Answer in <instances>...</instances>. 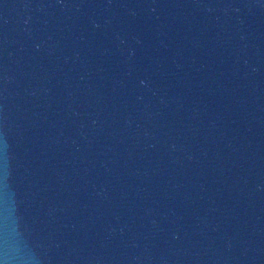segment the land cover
<instances>
[{"label": "water", "instance_id": "water-1", "mask_svg": "<svg viewBox=\"0 0 264 264\" xmlns=\"http://www.w3.org/2000/svg\"><path fill=\"white\" fill-rule=\"evenodd\" d=\"M0 264H264V0H0Z\"/></svg>", "mask_w": 264, "mask_h": 264}]
</instances>
